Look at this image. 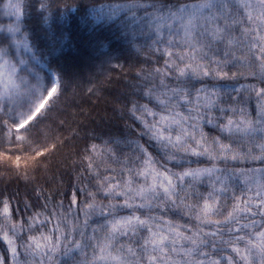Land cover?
<instances>
[{
    "label": "snow or ice",
    "instance_id": "1",
    "mask_svg": "<svg viewBox=\"0 0 264 264\" xmlns=\"http://www.w3.org/2000/svg\"><path fill=\"white\" fill-rule=\"evenodd\" d=\"M34 7L0 0V165L25 181L68 139L44 123L67 80L37 69ZM74 7L147 55L114 109L123 127L85 134L74 178L22 208L0 193V264H264V0Z\"/></svg>",
    "mask_w": 264,
    "mask_h": 264
},
{
    "label": "trees",
    "instance_id": "2",
    "mask_svg": "<svg viewBox=\"0 0 264 264\" xmlns=\"http://www.w3.org/2000/svg\"><path fill=\"white\" fill-rule=\"evenodd\" d=\"M33 2L35 7L26 15L24 26L30 42L40 50L44 67L37 65V69L47 77L50 67L62 68L67 80L56 109L44 123L54 135L68 139L49 158L47 171L31 173L28 181L6 172L0 165V193H19L21 208L27 199L25 194L32 195L33 187L56 191L62 183L74 178L73 161L78 159L77 152L83 147L86 133H106L115 131L117 126L123 127L120 112L114 109H119L125 95L132 90L136 71L147 55L146 50L136 53L124 49L105 25L90 22V8L84 15L74 7L113 0H48L50 14L43 16L38 11V0ZM109 56L117 57L111 64L121 67L113 68L107 63ZM60 121H64L63 127L59 126ZM73 131L79 133L76 139H71Z\"/></svg>",
    "mask_w": 264,
    "mask_h": 264
}]
</instances>
